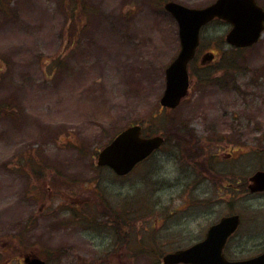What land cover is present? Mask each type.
<instances>
[{
	"label": "rangeland",
	"instance_id": "rangeland-1",
	"mask_svg": "<svg viewBox=\"0 0 264 264\" xmlns=\"http://www.w3.org/2000/svg\"><path fill=\"white\" fill-rule=\"evenodd\" d=\"M166 1L204 7L215 0H0V263L37 254L49 264H162L166 253L202 239L220 215L193 216L181 198L184 188L158 186L174 173L171 143L128 177L96 170L99 150L130 125L175 134L183 151L207 149L211 140L225 152H252L231 162L246 170L245 181L264 170V33L241 52L226 43L227 24L210 25L199 57L213 52L218 59L203 69L200 59L193 63L190 95L176 110L161 111L165 70L180 50ZM190 127L199 141L182 138L191 137ZM100 201L128 215V246L110 224L85 220ZM164 201L185 223L193 221L188 216L198 221L195 233L161 238L149 229L144 235L141 227L155 225ZM84 202L95 205L84 206L80 223L61 211ZM237 205L242 228L227 250L231 259L264 250V195L252 199L246 192L228 208ZM61 249L69 252L58 256Z\"/></svg>",
	"mask_w": 264,
	"mask_h": 264
},
{
	"label": "water",
	"instance_id": "water-1",
	"mask_svg": "<svg viewBox=\"0 0 264 264\" xmlns=\"http://www.w3.org/2000/svg\"><path fill=\"white\" fill-rule=\"evenodd\" d=\"M166 7L178 21L181 42L178 57L166 71L167 87L162 99L164 106L174 108L188 92L187 65L199 45L201 28L216 17L226 20L233 26L226 36V41L234 47H250L259 41L264 31V9L256 0H217L203 9L188 8L177 3H169ZM213 58L212 54H207L203 63ZM162 141L160 137L143 139L139 126L130 127L102 151L98 157V164L111 167L119 175L127 174L138 162L157 149ZM251 181L250 189L253 192L264 191V172L256 173ZM238 225V216L224 218L218 225L212 227L203 242L189 249L167 254L163 259L164 263L264 264V254L240 262H230L224 258L222 250L225 241ZM29 264L44 263L39 259H33Z\"/></svg>",
	"mask_w": 264,
	"mask_h": 264
},
{
	"label": "flooded vegetation",
	"instance_id": "flooded-vegetation-1",
	"mask_svg": "<svg viewBox=\"0 0 264 264\" xmlns=\"http://www.w3.org/2000/svg\"><path fill=\"white\" fill-rule=\"evenodd\" d=\"M190 129L191 133L193 134L191 140H193L197 137V135L191 127ZM197 139L200 140L199 138ZM167 140L168 141L166 144L168 145V143H171L178 153L175 150L171 151L175 156V167L173 169L174 173H172V177L164 178L162 181L158 182V186L162 187L163 191L168 188H171L168 191H172V189H178L180 187L184 188L183 192L186 194H181V198L182 201L188 204L187 208L191 210L189 211L191 215H211L213 213L220 215L218 221L211 222L206 228L205 232L202 234L201 240L205 238L211 226L218 223L221 218L229 215H243V213L239 211V208L242 205H237L235 210L234 208H231L232 206L228 208V205L233 201H237L238 199L242 200L246 192L251 195L252 199L254 197L264 195V192L252 193L249 190V185L251 183L250 178L252 175L248 176L247 180L245 181L244 174L246 173V170L245 173H243L239 170L236 164L230 163L244 154L239 148L230 149L225 152V150L220 148L210 147L203 150L199 147H194V149L189 154L182 156L180 149L176 148L177 135H172V138L167 137ZM152 157H154V155ZM216 159H218V162H212L213 160L216 161ZM223 159H226L225 162L228 163L225 166L220 165L223 163ZM220 166L224 168L217 170L216 168ZM151 183L153 184V182ZM38 194L41 193L38 192ZM34 196L37 195L34 194ZM223 205H225L224 208ZM175 211H177L176 206L171 205V203H166L165 201L162 202L159 210V213L162 215L158 217L155 225L149 224L147 227L146 225L141 227V229L145 228L144 235H149V229L154 230L155 236H160L161 238L179 237L183 234H190L186 233L189 231L195 233L193 228H196L199 223L198 221H194V215L188 216L187 218L193 219V221L185 223L182 220V216L174 214ZM110 217H114L116 220L111 221ZM107 219V222H109L112 230L117 233L118 237L122 235L124 236L123 240H125V244L128 246L131 243L132 235L131 223L129 222L128 215H109L107 216ZM183 219L186 218L183 217ZM201 228H203V224L201 225ZM241 228L242 217L241 224L238 230L235 231V234L229 238L225 246V251L230 248L231 242L235 237L238 236ZM141 229L139 228L138 231ZM142 237L145 236L142 235ZM201 240L195 241L191 245ZM163 243L165 244L166 241L163 240ZM252 257L254 256L244 258Z\"/></svg>",
	"mask_w": 264,
	"mask_h": 264
},
{
	"label": "trees",
	"instance_id": "trees-1",
	"mask_svg": "<svg viewBox=\"0 0 264 264\" xmlns=\"http://www.w3.org/2000/svg\"><path fill=\"white\" fill-rule=\"evenodd\" d=\"M113 211H114V209H112V208H106V207H104L103 210H102V214L105 215V216H107V215H114L113 214Z\"/></svg>",
	"mask_w": 264,
	"mask_h": 264
}]
</instances>
